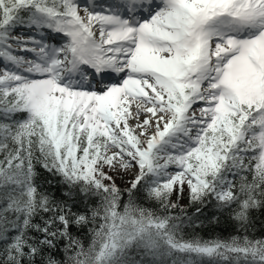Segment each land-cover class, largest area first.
<instances>
[{"label":"snow or ice","instance_id":"obj_1","mask_svg":"<svg viewBox=\"0 0 264 264\" xmlns=\"http://www.w3.org/2000/svg\"><path fill=\"white\" fill-rule=\"evenodd\" d=\"M256 213L264 0H0V264H264Z\"/></svg>","mask_w":264,"mask_h":264},{"label":"trees","instance_id":"obj_2","mask_svg":"<svg viewBox=\"0 0 264 264\" xmlns=\"http://www.w3.org/2000/svg\"><path fill=\"white\" fill-rule=\"evenodd\" d=\"M120 176V174H119ZM123 192L127 191V188L119 187ZM129 188V187H128ZM140 195L136 197L138 202L143 201L145 190H139ZM127 197H125L126 199ZM180 209H183L187 215H199L201 217L200 228L197 231V234L202 236L205 239L212 238H221L227 239L233 235H243L226 215H220L216 213V209L212 208L211 205L201 209L200 213H196V205L192 204L189 200L184 203L183 206L179 204L178 209L172 210L174 214H180ZM82 207L73 208V211H83ZM216 214L217 218L213 219V214ZM255 228L249 233L251 237L256 239L264 238V214L256 213L254 217Z\"/></svg>","mask_w":264,"mask_h":264},{"label":"rangeland","instance_id":"obj_3","mask_svg":"<svg viewBox=\"0 0 264 264\" xmlns=\"http://www.w3.org/2000/svg\"><path fill=\"white\" fill-rule=\"evenodd\" d=\"M81 2H83V0H81ZM27 28H18L16 31L18 32H22L23 30H26ZM27 32V31H26ZM30 33V32H29ZM35 34V33H33ZM18 53L19 50H17ZM136 172L133 171H127V172H121L120 176L117 175L114 177L116 184L118 187L124 188V189H128V187L131 186L130 182L135 179L136 176ZM187 192H185L184 196L182 198H180V200L178 201V203L183 206L184 203L188 202V198H187ZM174 201H175V196L173 197Z\"/></svg>","mask_w":264,"mask_h":264},{"label":"bare ground","instance_id":"obj_4","mask_svg":"<svg viewBox=\"0 0 264 264\" xmlns=\"http://www.w3.org/2000/svg\"><path fill=\"white\" fill-rule=\"evenodd\" d=\"M81 15H83L84 13L83 12H81L80 13ZM23 31H27V32H32L33 30H30V29H26V30H23ZM34 33V32H33ZM19 54H24V52L22 51V52H20Z\"/></svg>","mask_w":264,"mask_h":264}]
</instances>
